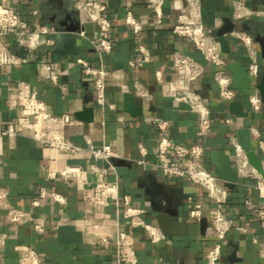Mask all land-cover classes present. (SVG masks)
Masks as SVG:
<instances>
[{"label":"crops","instance_id":"0c3cea01","mask_svg":"<svg viewBox=\"0 0 264 264\" xmlns=\"http://www.w3.org/2000/svg\"><path fill=\"white\" fill-rule=\"evenodd\" d=\"M80 1L88 0H0L4 8L15 10L31 30L43 25L57 30L54 19L55 22L66 20L68 25L79 24L82 30L76 42L78 55L74 57L64 60L57 56L54 52L55 35L50 46L43 45L32 53L21 50L19 54L27 59L26 63L0 70V127L9 121L31 120L18 106L19 98L15 92L17 82L28 83L50 113L55 116L70 114L81 123L66 130L72 142L87 149L111 147L114 156L110 163L114 170L108 171L104 180L117 185L120 198L131 196L133 203L146 211L144 220L151 225L158 226V210L171 212V220L183 234L164 232L169 242L152 243L143 229L128 225L121 207L109 204L90 209L75 184L61 180L55 172L66 165H78L82 167V179L92 182L98 169L108 167L106 161H94L87 152H82L57 157L49 170L46 166L51 151L32 141L27 132L14 139L0 134V190L8 192L14 207L31 210L34 216L42 218L45 228L44 233L38 235L30 225L11 226L3 220L0 210V234L6 235L1 264H18L22 253L16 247H34L41 264H113L116 260L115 240L119 233L128 234L134 240L138 264H207L206 253L215 242L208 215L209 199L202 188L188 179L165 176L157 167L156 147L160 132L145 121L148 115L168 122L170 139L182 144L202 143L206 150L205 163L210 170L213 167L211 151L221 150L230 157L237 183L233 191L228 190V203L223 206V212L233 221V229L223 244L219 264H231L229 258L233 252L238 260L233 264H264L261 257L264 227L253 212L254 208L264 210V196L253 188L255 179L264 180V153L258 146L259 139L264 142L262 109L255 112L247 95H239L236 100L244 102L248 116L238 118L229 114V103L219 98L215 80L218 68L204 59L191 42L171 31L178 2L165 0L163 24L157 25L153 6L148 0H100L107 6L105 14L112 23L110 34L103 35L113 45L111 52L106 53L98 49V38L102 37L98 27L77 10ZM200 1L203 24L216 40V32L224 26L225 19L234 24L233 31H245L253 38L259 36L264 40V0ZM237 1L263 14L235 20L234 4ZM129 10L143 23L144 30L139 37L125 25L124 17ZM232 32L226 35L229 53H222L223 58L227 65L237 61L247 66L244 48ZM138 38L147 49L148 61L139 68H132L128 65L130 61L143 58L138 51ZM6 41L16 50L13 37L6 38ZM258 51L263 68L260 48ZM175 52L193 57L205 69L195 83V89L208 103L211 113L212 126L205 138L198 133L197 116L187 105L169 96L170 82L174 79ZM77 58L112 74L107 79L102 105L96 100L92 83L81 73ZM42 60L50 62L57 70V80L47 81L40 76L38 64ZM136 84L151 95L150 100L136 95ZM124 94L133 96L143 108L141 116L132 117L124 112ZM151 106L155 107V112L148 111ZM79 112L83 113L84 119L77 117ZM252 128L258 131L259 137L251 132ZM231 138L242 147L254 176L236 174ZM118 163H122L121 166ZM41 190L62 194L66 204H56L48 196L42 199ZM93 197L94 192L89 190L87 198ZM247 200H251V207L245 204ZM190 201L205 205L203 216L198 220L190 217ZM93 224L101 226L99 233L102 236H109L108 244L97 241L91 229Z\"/></svg>","mask_w":264,"mask_h":264},{"label":"built area","instance_id":"2783aa9c","mask_svg":"<svg viewBox=\"0 0 264 264\" xmlns=\"http://www.w3.org/2000/svg\"><path fill=\"white\" fill-rule=\"evenodd\" d=\"M153 6L157 25H162L164 20L163 6L165 0H148ZM178 2L179 8L174 22L171 24V31L174 35L185 38L191 42L209 63L218 68L215 80L219 88V98L230 103L239 96L230 89L231 78L226 71L227 63L220 51L219 44L212 32L203 24L200 0H172ZM78 11L84 13L88 20L98 27L102 37L98 38V49L106 53L111 52L112 42L103 37L110 34L112 23L106 16L107 6L100 0L80 1L77 3ZM262 12L253 11L247 8L242 2L234 4V19L244 20L253 15H262ZM125 25L130 29L134 36L139 37L143 30V23L136 18L132 11H127L124 17ZM58 33L51 26L43 25L31 30L28 23L13 9H6L0 4V70L5 67H19L27 62V59L19 54L21 50L28 53L35 52L41 46L53 44V36ZM82 35V34H81ZM232 35L244 48L247 57V73L253 83L256 84L261 76L262 66L258 59L259 47L253 36L245 31H233ZM13 37L15 49L6 41V38ZM138 51L143 55L142 60L130 61L129 66L139 68L148 61V52L142 44L140 38L137 40ZM81 73L90 80L95 92L96 100L102 105L104 103V91L107 79L112 74L104 68H96L82 58L76 59ZM204 67L193 57L175 52L173 54V73L174 79L170 82L171 90L169 96L180 103L188 106L189 111L198 118V133L201 138H205L211 129V113L208 103L202 98L195 89L196 81L204 74ZM40 76L47 81H55L59 73L53 65L42 60L38 64ZM136 95L145 100H150L151 95L139 84H136ZM15 92L18 96V106L24 110L25 116L31 120H15L5 123L0 127V134L3 137L14 139L16 136L27 132V136L37 144H40L51 151L47 168L52 170L59 156H75L82 152H87L90 159L94 161L104 160L108 163L106 169H98L94 181L87 182L81 177L82 167L78 165H66L60 170H56L58 177L66 182H72L77 189L84 195L85 201L93 209L95 206H107L114 204L121 207L123 214L128 219V225L132 228L143 229L150 242H169L165 233L155 225H151L144 220L146 211L133 203L131 196L125 195L120 198L117 185H111L104 180L108 171L114 168L110 163L114 156L110 146L105 145L101 148L92 149L76 145L67 135V128L70 126L81 125L70 114L55 116L47 109L46 104L39 99L38 94L31 86L23 81L16 84ZM247 101L250 107L259 112L262 103L257 91L247 94ZM145 121L155 126L160 132V139L156 147L157 167L165 176L186 178L192 184L203 189L209 199L208 215L214 238V245L206 253L207 264H219L223 251V244L227 235L233 229V221L223 212V206L228 203L229 191L224 183L220 181L205 163V147L202 143L182 144L168 137V122L154 115H148ZM251 132L259 137L255 128ZM231 144L235 153L234 169L237 175L254 176V171L249 167L247 158L242 147L231 138ZM258 146L264 153V142L258 140ZM142 153L144 150L141 149ZM253 188L264 196V180L255 179ZM92 190L94 197L87 198V192ZM48 196L54 203L59 205L66 204V198L59 193L40 192L43 199ZM34 204H37L35 202ZM245 204L251 207V200ZM190 217L200 219L203 216L205 205L190 201L188 205ZM0 210L3 212V220L14 227L30 225L33 230L41 235L44 233V220L34 216L33 212L14 207L9 201V194L6 190H0ZM94 211V210H93ZM253 212L259 223L264 227V210L254 208ZM99 243L108 244L109 236H102L99 231L101 226L93 224L91 226ZM6 239L5 234H0V264L2 259V248ZM134 240L125 233H119L116 240V260L113 264H138L133 248ZM21 251L18 264H41V259L34 247H16ZM264 259V246L261 252Z\"/></svg>","mask_w":264,"mask_h":264},{"label":"water","instance_id":"95a60500","mask_svg":"<svg viewBox=\"0 0 264 264\" xmlns=\"http://www.w3.org/2000/svg\"><path fill=\"white\" fill-rule=\"evenodd\" d=\"M57 1V0H55ZM54 2V1H53ZM54 4V3H53ZM62 11L61 9H59ZM69 20V18H66ZM54 23L58 26V33L55 36L54 52L61 59H68L78 55L77 39L82 34L79 24L68 25L66 20L56 21ZM234 29V24L228 20H224V26L216 32L217 42L219 44L220 51L223 54L229 53V44L226 40V35L231 33ZM255 42L260 48L261 58L264 60V40L259 36H255ZM227 72L231 78L230 89L235 91L240 96H245L251 91H257L262 103V112L264 114V64L259 81L253 85L248 73L247 67L241 62L232 61L227 65ZM228 112L230 115L238 118H245L248 116L244 102L242 100H235L228 104ZM123 110L125 113L132 117H138L143 114V108L136 103V100L130 94L123 95ZM149 112H155V107L148 108ZM77 117L84 119L83 113L79 112ZM211 162L213 167L211 171L213 174L224 183L225 187L229 191L235 189L237 180L231 166L230 157L221 150H213L210 153ZM120 166L122 163H118ZM154 207V204H152ZM157 224L163 232L170 233L172 235L183 234L179 226L175 225L171 220L172 213L165 210H158ZM236 252H233L229 258L231 264L237 262Z\"/></svg>","mask_w":264,"mask_h":264}]
</instances>
